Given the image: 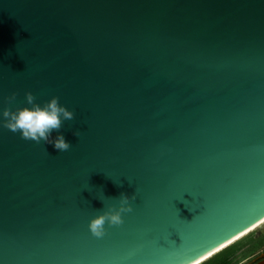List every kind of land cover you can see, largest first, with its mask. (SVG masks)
<instances>
[{
    "label": "water",
    "instance_id": "1",
    "mask_svg": "<svg viewBox=\"0 0 264 264\" xmlns=\"http://www.w3.org/2000/svg\"><path fill=\"white\" fill-rule=\"evenodd\" d=\"M28 91L71 148L0 126V264H194L264 218V0H0V113Z\"/></svg>",
    "mask_w": 264,
    "mask_h": 264
},
{
    "label": "clouds",
    "instance_id": "2",
    "mask_svg": "<svg viewBox=\"0 0 264 264\" xmlns=\"http://www.w3.org/2000/svg\"><path fill=\"white\" fill-rule=\"evenodd\" d=\"M16 93L7 97L11 103L15 100ZM27 105L17 107L12 110L5 107L0 113V126L9 129L12 132H19L22 139L33 140L37 143L43 141L51 144L54 149L60 152H66L71 148V144L66 140L64 134L60 131L65 120H73L74 112L59 102V97L52 96L43 103H38L31 91L25 93ZM53 132L56 133L53 136ZM80 136V131L73 133ZM135 195L131 198L121 193L118 204H110L107 209L101 211L89 220V231L97 238L103 237L106 233V224L108 226H117L123 223V214L133 210L130 200H135ZM197 264V262H194Z\"/></svg>",
    "mask_w": 264,
    "mask_h": 264
},
{
    "label": "rangeland",
    "instance_id": "3",
    "mask_svg": "<svg viewBox=\"0 0 264 264\" xmlns=\"http://www.w3.org/2000/svg\"><path fill=\"white\" fill-rule=\"evenodd\" d=\"M264 228V223L253 229L251 232L241 237L240 239L234 241L229 246H234V253L232 256V264H238L240 261L246 259L247 257L253 255L260 247H253L255 237Z\"/></svg>",
    "mask_w": 264,
    "mask_h": 264
},
{
    "label": "trees",
    "instance_id": "4",
    "mask_svg": "<svg viewBox=\"0 0 264 264\" xmlns=\"http://www.w3.org/2000/svg\"><path fill=\"white\" fill-rule=\"evenodd\" d=\"M234 246L225 247L213 254L211 257L202 261L201 264H232Z\"/></svg>",
    "mask_w": 264,
    "mask_h": 264
},
{
    "label": "flooded vegetation",
    "instance_id": "5",
    "mask_svg": "<svg viewBox=\"0 0 264 264\" xmlns=\"http://www.w3.org/2000/svg\"><path fill=\"white\" fill-rule=\"evenodd\" d=\"M253 247H260L259 249H256L257 251L247 257L246 259L240 261L238 264H257V262L261 259L260 253H261V245L264 243V228L262 231L255 237Z\"/></svg>",
    "mask_w": 264,
    "mask_h": 264
},
{
    "label": "bare ground",
    "instance_id": "6",
    "mask_svg": "<svg viewBox=\"0 0 264 264\" xmlns=\"http://www.w3.org/2000/svg\"><path fill=\"white\" fill-rule=\"evenodd\" d=\"M263 223H264V218H263L262 220H260L259 222H256V224L253 225V226H255V227L251 226V227L248 228L247 230L243 231V233H244L243 236H245L246 234H248V233L251 232L253 229L257 228L258 226H260V225L263 224ZM237 236H239V234H238ZM243 236H242V237H243ZM240 238H241V237H240ZM240 238H239V239H240ZM231 240H232V239H231ZM236 240H238V239H236ZM236 240H233L232 243H233L234 241H236ZM224 245H225L224 247H227V246L230 245V244H229L228 242H226ZM224 247H223V248H224ZM223 248L219 247V248L215 249V250H214L213 252H211V253L214 254V253H216L217 251H219L220 249H223ZM207 257H209L208 254H207L206 256H204L203 258H201L200 261H202L203 259H205V258H207Z\"/></svg>",
    "mask_w": 264,
    "mask_h": 264
},
{
    "label": "snow or ice",
    "instance_id": "7",
    "mask_svg": "<svg viewBox=\"0 0 264 264\" xmlns=\"http://www.w3.org/2000/svg\"><path fill=\"white\" fill-rule=\"evenodd\" d=\"M253 227H255V226H253ZM243 235H244V233L241 232L239 234V236H233L232 240H229L228 243L231 244L233 240L239 239ZM224 246H225L224 244H221L220 245L221 248H223ZM208 255L211 256L212 253L209 252ZM260 256H261V259L257 262V264H264V243H262V245H261V253H260ZM196 262H197V264H201V261L200 260H197Z\"/></svg>",
    "mask_w": 264,
    "mask_h": 264
}]
</instances>
